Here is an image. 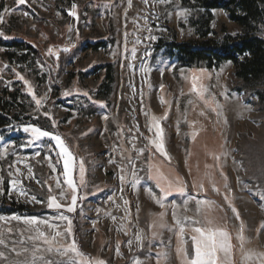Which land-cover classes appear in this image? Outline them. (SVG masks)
I'll list each match as a JSON object with an SVG mask.
<instances>
[{
	"label": "rangeland",
	"instance_id": "1",
	"mask_svg": "<svg viewBox=\"0 0 264 264\" xmlns=\"http://www.w3.org/2000/svg\"><path fill=\"white\" fill-rule=\"evenodd\" d=\"M73 4L75 16L69 14ZM0 8V97L14 94L16 106L9 107L7 114L21 120L0 130V190L2 194L7 185V203L36 214L0 215L5 218L0 220L5 241L0 244V264H29L34 245L47 247L42 241L29 240L36 235L35 225L9 218L37 217L59 225L63 232L67 221L57 218L61 213L72 220V236L65 233L54 247H66L74 238L86 257L106 264H157L161 252H167L168 259L160 264H183L176 252L177 230L159 227L160 212H167L164 222L174 227L173 204L179 206L181 217L191 216L203 224L207 216L225 227L232 237L233 264H259L258 254L264 253V76L240 78L231 61L217 65L210 59L193 60L184 65L179 61L180 48L174 46L206 40L220 43L226 36L264 42V3L254 28L229 20L222 9L207 12L194 0L154 5L152 0L148 5L132 0L131 8L128 0H26L23 5L0 0ZM5 8L12 11L5 13ZM207 28L210 33L204 37ZM14 41L31 44L38 55L7 47ZM91 44H98V49ZM65 47L71 56L61 66L58 54ZM237 58L246 61L244 55ZM194 76L198 89L203 86V98L192 92ZM33 96L41 101L39 107ZM152 117L160 121L170 160L149 143L155 138V129L149 131L146 126ZM29 125L59 135L73 154L78 196L74 212L47 207L49 195L61 204L70 203L71 190L63 183V161L55 142L43 138L29 144L31 133L23 131ZM81 160L84 183L78 170ZM157 170L169 179L180 177L186 186L184 195L174 190L167 194L163 209L153 194H164L157 181L149 178ZM13 179L19 181L14 189ZM57 181L66 192L65 199H60ZM161 186L166 187V182ZM191 197L214 203L197 215ZM185 199H189L187 212ZM241 223L243 248L236 238ZM40 228L50 231L46 225ZM137 233L142 236L139 242ZM190 235L186 229V237ZM187 246L191 252L190 241ZM245 253L257 255L245 261ZM40 255L51 261L68 258L55 252Z\"/></svg>",
	"mask_w": 264,
	"mask_h": 264
},
{
	"label": "snow or ice",
	"instance_id": "2",
	"mask_svg": "<svg viewBox=\"0 0 264 264\" xmlns=\"http://www.w3.org/2000/svg\"><path fill=\"white\" fill-rule=\"evenodd\" d=\"M26 2V0H16L17 5H23ZM142 3L145 5L149 4V0H141ZM171 0H152L153 5L156 3H170ZM128 7H132V0H128ZM73 10L69 12L70 15L75 16L76 13L74 9L76 8V5L73 4L72 6ZM12 10L5 8L4 12L8 13ZM127 12L125 11V15ZM183 13L178 12L177 15H182ZM146 19V18H145ZM0 22H3V14H0ZM71 30V29H70ZM150 31V30H149ZM3 33H0V36H2ZM7 38V37H5ZM147 39H155V37L149 36ZM62 51L67 52L69 49L65 47L62 49ZM49 54H52V49L49 48L48 50ZM135 52L136 49H132L133 58H135ZM203 71V70H201ZM17 75H19L17 73ZM20 79H24L22 76ZM197 80L198 77L192 78V92L196 93L197 95L201 96L203 98V86L201 85L198 89L197 87ZM25 85L28 84V81H24ZM161 88H163V85H161ZM29 93H32V89H28ZM65 95H68L69 93L65 92ZM33 99L36 101L37 107L41 105V101L36 99L35 96H33ZM161 103H164L163 99H161ZM191 103V102H190ZM206 105L208 104V101H205ZM212 111H216V108H212ZM204 113L201 112V115ZM220 113L218 112L217 115ZM166 118V117H165ZM107 119V117H105ZM56 125L54 124L53 127ZM148 127L149 131H152L153 128L155 129V138L149 140V143L152 144L158 152H160L161 155H163L166 159L170 160V157L168 156L167 152L165 151L164 146V140H163V129L160 127V121L156 117H152L151 121L146 125ZM138 130V128H137ZM23 131L26 133H31V139L29 140V144H32L37 141H41L43 138H48L50 142H55L56 148L59 149L58 155L60 157V160L63 161V172L62 175L64 177L63 183L67 185V188L71 190V202L68 204H61L58 202L57 197L55 195H49L47 200V207L49 209H64V212L66 213H72L75 211V206L78 200L77 196V186L73 179V171L75 168V161L73 154L69 151V148L65 145L64 140L56 134H53L52 132L41 130V128L36 126H25L23 128ZM193 139H195V134H193ZM8 150V146H5V153ZM143 149H140L138 154H142ZM3 155V154H0ZM35 155L39 156L40 152H36ZM215 159H219V157H214ZM45 159H50L49 157H45ZM60 160L57 161V163L60 162ZM51 166V165H50ZM11 167V165H10ZM79 174H80V182L84 183V162L81 160L79 163ZM123 171V170H122ZM28 172L31 174L32 169L31 167L28 168ZM16 173H20V169H16ZM134 174V173H133ZM11 175V173H10ZM223 175V173H222ZM151 179H155L157 181L158 187H160L161 193L164 195H161L160 197H156L155 194H153V199L158 203L160 208H165L164 199L166 198L167 194H171V192L174 190L181 195H184L186 192V186L181 181L180 177H175L174 179H169L168 177L164 176L162 173L159 172V170L156 171L155 175H151ZM125 177L122 175L120 176L121 182H123ZM227 179V177H225ZM161 182H166V187L161 186ZM19 183L18 180L13 179L10 181V184L12 185L13 189L15 186ZM195 182L193 183V187H195ZM57 187L61 188V191L59 193L60 199L66 198V192L61 187L59 181H57ZM227 187V185H225ZM200 189L203 190V183L200 184ZM214 191H218V189L213 186ZM49 192H51V186H49ZM21 195H26V193L21 192ZM35 200V197L32 198ZM192 200H195L196 203V214L199 215L201 211L205 208H208L210 210L212 204L214 202L208 201V200H201L197 199L196 197H191ZM225 200L227 201L228 198L225 197ZM37 203H41V201H36ZM124 204L127 205L128 201L124 200ZM189 199H185L183 209L185 212L189 210ZM228 205L231 208L232 212L235 214L236 219L239 220V214L235 207L231 205V202L228 201ZM179 206L173 204L172 206V219L174 221V227H168V225L164 222V218L167 215V212H160L158 214L160 224L159 227L162 229H166L167 231H175V234L178 237L179 245L176 249L177 255L182 256L183 264H233L232 260V253H233V244L231 243L232 237L230 236L229 232L226 230L225 227H221L216 224L214 219L205 217V223L201 224V221L199 219H194L191 216H179L177 214V208ZM61 221H67V227L64 229V231L59 230V225H55L50 223L48 220H40L37 217H24L21 218L19 216H13L9 219L11 220H17L20 221L23 219V222L27 225H35L36 227L33 229L35 231V236H30L29 240L32 241H42L44 245H47L46 248H41L38 245H34L32 251V259L29 262V264H106V261L102 259H95L91 260L88 257H86L78 248L75 239L73 238L72 242L65 246L60 247H54V245L57 243V238L64 237L65 233H67V236H72V220L65 215L64 213H61L58 217ZM4 217H0V220H4ZM112 219L115 220V217H112ZM40 225H46L47 228L50 230L49 232L42 231L40 228ZM262 228H264V224L261 225ZM243 223H241L240 232L237 235V239L241 242V248H243ZM186 229L190 231L191 235L190 237H186ZM11 231V229H9ZM259 231V230H258ZM153 236H156V233H153ZM136 240L139 242L142 240V236L140 233H137L135 236ZM190 241V247L191 252H189L188 249V243ZM4 238L3 234L0 233V244H4ZM23 243V241H21ZM129 245L132 244V241H128ZM15 251V249H13ZM24 251H28V249H24ZM46 252V253H53L55 252L59 256L62 257H68L66 260H60V261H51L46 260L43 255H40V253ZM69 253H72L73 255L69 256ZM20 253H17L19 255ZM117 254L119 255V249L117 247ZM257 255L254 253H245L244 254V260L245 261H251L253 256ZM259 255V264H264V253L258 254ZM0 256H3V253H0ZM79 258V259H77ZM168 259V253L167 252H161L158 253L157 256V264H160V260ZM136 264H140V261H137Z\"/></svg>",
	"mask_w": 264,
	"mask_h": 264
},
{
	"label": "trees",
	"instance_id": "3",
	"mask_svg": "<svg viewBox=\"0 0 264 264\" xmlns=\"http://www.w3.org/2000/svg\"><path fill=\"white\" fill-rule=\"evenodd\" d=\"M184 3H189L190 0H182ZM197 2L200 8L207 12L215 9H222L227 13L229 20L239 24L247 25L252 28L258 24V20L261 15L260 5L264 3V0H194ZM237 8L242 12L237 14ZM1 10V8H0ZM210 31L207 28L206 32L202 35L207 37ZM14 49L24 50L30 54L38 55V51L31 44L14 41L10 42L7 46ZM90 47L98 49V44H91ZM180 48L179 61H184V65H187L185 61H206L210 59L212 62L223 63L225 61H231L234 63L238 75L240 78L254 77L260 78L264 76V42L259 38L242 40L233 39L230 36H226L220 43H216L211 40H206L204 43H190L184 46H174ZM58 61L61 66L70 59V52H61L58 54ZM208 55V56H207ZM246 56L244 63L240 62L238 56ZM248 56V58H247ZM209 57V58H207ZM214 64H208L211 67ZM109 69V67H107ZM106 68V69H107ZM107 74L109 73L106 71ZM109 77V76H108ZM111 80L106 83L109 84ZM52 88L54 91L58 90L56 83L53 82ZM16 106V97L14 94L5 93L3 97H0V130L8 127L13 122H20L21 120L16 116H10L7 114L9 107L14 108ZM7 194V185L4 186V191L1 194L0 190V215H10L14 213L22 215H36L35 212L29 210L22 205H16L14 203H7L5 195Z\"/></svg>",
	"mask_w": 264,
	"mask_h": 264
}]
</instances>
